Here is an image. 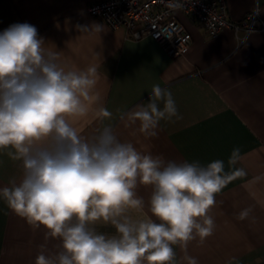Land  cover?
<instances>
[{"label": "clouds", "instance_id": "9594fccd", "mask_svg": "<svg viewBox=\"0 0 264 264\" xmlns=\"http://www.w3.org/2000/svg\"><path fill=\"white\" fill-rule=\"evenodd\" d=\"M82 30L100 33L103 25ZM96 84L95 65L77 70L62 63L36 26L17 22L0 30V153L7 151L23 169L19 182L0 188V200L33 229L43 226L46 237L61 241L55 253L41 245L35 264H177L173 246L186 251L189 242L213 234L208 212L232 176L223 159L204 165L165 160L121 141L109 126L83 135L77 123L90 113L101 121L111 116L94 94ZM152 95L129 114L148 137L157 135L162 119L177 116L170 92L157 85ZM239 158L233 148L228 166ZM139 185L152 188L151 215L133 218L130 213L144 207ZM250 212L242 210L238 219ZM100 222L115 233L98 231Z\"/></svg>", "mask_w": 264, "mask_h": 264}, {"label": "crops", "instance_id": "0c3cea01", "mask_svg": "<svg viewBox=\"0 0 264 264\" xmlns=\"http://www.w3.org/2000/svg\"><path fill=\"white\" fill-rule=\"evenodd\" d=\"M96 1L0 0V30L28 22L56 46L62 63L77 70L97 67L94 94L111 116L101 121L90 113L77 123L83 135L109 126L121 141L165 160L202 165L225 161L232 179L209 209L214 232L202 243L198 237L189 242L186 251L173 246L177 264H187L186 255L196 257L199 264H264V29L251 31L242 40L231 28L209 36L198 21L178 12L176 18L191 34V43L182 55L171 57L152 38L130 39L123 28L111 29L90 15L87 8ZM226 4L233 21L256 8L264 28V0ZM93 24L103 25V30H82ZM157 85L171 93L177 116L162 119L157 135L148 137L139 130V121L130 122L129 114L155 99ZM237 147L239 162L229 167L228 158ZM241 168L246 174L236 176ZM22 173L19 161L7 151L0 153V188L19 182ZM151 191V186H138L144 207L142 213L131 212L133 218L151 215ZM244 209L251 212L240 220ZM96 227L115 233L111 224L100 222ZM60 244L58 238L46 237L43 226L33 229L0 200V264H35L41 245L55 253Z\"/></svg>", "mask_w": 264, "mask_h": 264}, {"label": "built area", "instance_id": "2783aa9c", "mask_svg": "<svg viewBox=\"0 0 264 264\" xmlns=\"http://www.w3.org/2000/svg\"><path fill=\"white\" fill-rule=\"evenodd\" d=\"M87 12L111 29L123 28L130 39L152 38L171 57L182 55L191 43V34L176 18L178 12L198 21L209 36L231 28L242 40L249 32L264 29L256 8L242 20H230L226 0H99Z\"/></svg>", "mask_w": 264, "mask_h": 264}]
</instances>
